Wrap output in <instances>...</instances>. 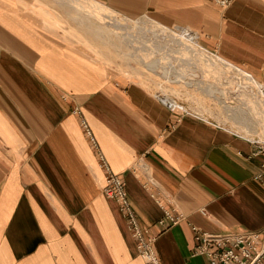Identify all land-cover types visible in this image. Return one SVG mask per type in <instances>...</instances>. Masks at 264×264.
Returning a JSON list of instances; mask_svg holds the SVG:
<instances>
[{
  "label": "crops",
  "instance_id": "obj_1",
  "mask_svg": "<svg viewBox=\"0 0 264 264\" xmlns=\"http://www.w3.org/2000/svg\"><path fill=\"white\" fill-rule=\"evenodd\" d=\"M92 1L182 27L264 83V0ZM64 5L59 24L43 9L0 3V264H146L118 202L103 193L106 173L76 109L141 226L158 235L163 264H210L194 255L188 222L212 233L263 231L260 142L193 110L171 111L143 81L71 40ZM152 194L187 218L163 230Z\"/></svg>",
  "mask_w": 264,
  "mask_h": 264
},
{
  "label": "rangeland",
  "instance_id": "obj_2",
  "mask_svg": "<svg viewBox=\"0 0 264 264\" xmlns=\"http://www.w3.org/2000/svg\"><path fill=\"white\" fill-rule=\"evenodd\" d=\"M3 2H18L22 7L43 9L44 17L50 20L52 13L54 19H59V24L68 21L67 5L64 4L71 3L64 0H0V3ZM102 6L107 7L103 4ZM97 17H91L88 10L76 6L75 3L70 4V39L86 47L92 54L105 59L113 69L119 70L123 75L143 81L155 93L175 98L190 111L215 120L252 141L264 143V113L258 105L245 100L243 95H246L248 90L242 82L236 78L224 79L217 68H212L206 60L194 54L174 53L171 49L178 46L172 40L165 43L157 41L158 44L162 43L158 49L151 48L146 38L150 37L151 42H154L155 37L150 31L142 32L143 29H139L135 34L129 29L126 33L123 32L124 27L110 20L105 22L101 14ZM126 17L133 21L152 19L149 16ZM169 28L200 44L197 38L183 32L184 28ZM163 51L173 53H162ZM210 77L217 78V81H213L216 87L208 86L211 83ZM208 87L214 89H209L207 94L205 88ZM254 96L256 98L250 99L256 103L257 95ZM250 124H254V127Z\"/></svg>",
  "mask_w": 264,
  "mask_h": 264
},
{
  "label": "built area",
  "instance_id": "obj_3",
  "mask_svg": "<svg viewBox=\"0 0 264 264\" xmlns=\"http://www.w3.org/2000/svg\"><path fill=\"white\" fill-rule=\"evenodd\" d=\"M210 1L221 7H228L235 0ZM261 93L264 97V83H261ZM156 95L164 101L171 111L177 110L183 114H192V111L186 108L181 101L159 93ZM76 112L81 116L82 128L97 151L100 166L105 170L104 195L118 202L120 211L127 219L129 229L136 240L138 253L144 262L146 264H163L156 249L158 235L151 233L149 228L141 226L134 205L127 193L125 181L113 171L107 157L101 151L88 121L82 116V111L76 109ZM258 153H264V143H260L259 151L256 154ZM257 178L264 185V162L261 164V171ZM152 197L163 209V216L158 221L163 230H167L187 218L177 209L167 207L165 205L166 200L163 198L154 194ZM201 213L205 214L204 208L201 209ZM188 224L194 234V255L206 256L210 264H264V230L212 233L191 222Z\"/></svg>",
  "mask_w": 264,
  "mask_h": 264
},
{
  "label": "bare ground",
  "instance_id": "obj_4",
  "mask_svg": "<svg viewBox=\"0 0 264 264\" xmlns=\"http://www.w3.org/2000/svg\"><path fill=\"white\" fill-rule=\"evenodd\" d=\"M64 1L68 3H70L71 1L70 4L75 3L76 6H79L82 9L88 10L89 15L91 17L93 16L94 18H98L97 15L101 14L102 18L105 19V22L106 20H110L112 21V23L118 26L124 27L123 32L127 33L129 32V29H131L135 34H137V30L139 29H143L142 32H144V30L150 31L152 34H154L155 38L159 36V38H156V39L152 38L154 42H151L150 37H148L149 40L146 38V41H148L151 48L158 49V46L162 44L161 42L165 43L166 41L169 42L172 40L178 46V47H173L171 49V50H174L173 51L174 53L176 52L178 54H183V53L194 54L206 60V62L210 64L212 68L214 69L217 68L219 70L220 75H222L224 79L225 78L226 79L236 78L237 80L242 82V85L247 87V90H248L246 95H243L245 100L246 101L250 100L252 104L258 105L259 108L261 109V112L263 111L264 113V97L261 93V83L257 79H255L250 73L244 71L243 69L239 67H236L228 63L227 61H225L218 55L202 47L197 42L192 41L191 39L184 37L183 35L177 32H174L168 27H165L164 25L156 21H153V20L141 19L139 21H133L130 18L121 16L119 14H116L115 12H112L110 8L104 7L102 6V4L100 3L98 4V2L94 3L90 0H64ZM157 41H161L160 42L161 44L156 43ZM173 52L163 51L162 53H173ZM254 94L257 95V99H258V102H256L257 104L255 103L253 99H250V98H256ZM250 126L254 127V124H250ZM252 127H250V129Z\"/></svg>",
  "mask_w": 264,
  "mask_h": 264
}]
</instances>
